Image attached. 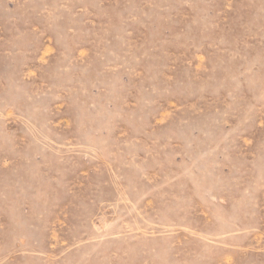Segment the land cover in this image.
Listing matches in <instances>:
<instances>
[{"label": "rangeland", "instance_id": "374dc122", "mask_svg": "<svg viewBox=\"0 0 264 264\" xmlns=\"http://www.w3.org/2000/svg\"><path fill=\"white\" fill-rule=\"evenodd\" d=\"M0 264H264V0H0Z\"/></svg>", "mask_w": 264, "mask_h": 264}]
</instances>
